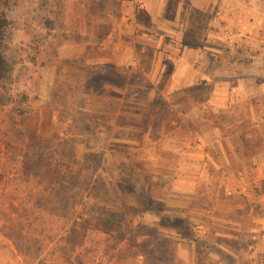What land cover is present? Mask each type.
I'll list each match as a JSON object with an SVG mask.
<instances>
[{"label":"rangeland","instance_id":"1","mask_svg":"<svg viewBox=\"0 0 264 264\" xmlns=\"http://www.w3.org/2000/svg\"><path fill=\"white\" fill-rule=\"evenodd\" d=\"M165 1L156 20L146 13H160L163 0H0L11 67L0 89V264H180L187 252L197 264H264L261 234L224 242L201 233L216 194L244 167L239 137L250 133L256 145L264 127L250 129V106L221 121L223 113L191 114L182 96L163 92L182 53L173 46V0ZM153 24L159 32L143 30ZM195 37L204 35H185ZM243 53L221 54L229 73L243 75L259 54ZM190 91L200 100L206 89ZM22 94L21 109L31 112L17 117ZM251 103L260 112L264 99ZM196 138L208 160L190 158L202 153ZM185 161L200 163L192 173ZM185 185L192 190L179 192ZM119 214L121 226L105 224ZM192 239L209 245L210 256Z\"/></svg>","mask_w":264,"mask_h":264},{"label":"crops","instance_id":"2","mask_svg":"<svg viewBox=\"0 0 264 264\" xmlns=\"http://www.w3.org/2000/svg\"><path fill=\"white\" fill-rule=\"evenodd\" d=\"M163 1L160 13L146 14L156 20L165 18L163 9L166 1ZM154 24L144 26L143 30L156 32ZM172 32L175 40L173 46L179 47L182 53L179 59L173 60V73L169 76L163 92L167 89L171 98L176 93L178 97L182 96L192 105L191 114H195L197 110L200 111L199 115L223 113L221 121L228 118L225 113L231 108L237 106L240 111L241 104L245 108L250 106V129L263 128L264 103L259 112L258 106L251 101L259 96L264 99V70H257L259 62L264 60V0H173ZM187 34H203L204 37L201 40L195 37L194 41L187 42ZM254 48L259 54L249 57L252 59H249V70L246 69L239 76L227 71L226 61L221 54L225 51L233 55L244 54V51L248 53ZM233 68L236 72L239 69L238 64L234 63ZM163 74L164 71L161 72V78ZM193 87L206 89L203 98L198 100L194 97L190 91ZM201 120L204 121L203 118ZM262 144L261 152L251 156L245 154L239 137V152L235 156L238 161H242L244 167H239L230 174L232 187L227 185L223 193L216 194V206L202 223L201 233L204 237H213L224 242L244 239L255 241L260 234L264 238V232L260 233L264 231V218L259 219L256 213L258 202H261L260 210L264 209V140ZM192 145L202 153L190 158L199 161L200 158L209 159L205 153L203 138H196ZM199 161H185L191 167L186 170L192 173L196 171L194 166ZM180 177L179 180L184 181L189 175L184 173ZM190 188L185 185L178 190L189 193L192 190ZM179 263L197 264V257L190 252L182 253Z\"/></svg>","mask_w":264,"mask_h":264},{"label":"trees","instance_id":"3","mask_svg":"<svg viewBox=\"0 0 264 264\" xmlns=\"http://www.w3.org/2000/svg\"><path fill=\"white\" fill-rule=\"evenodd\" d=\"M8 24H9V19H8L7 13H6V11H4L3 6L1 5L0 6V89H1V86L4 87V83L10 78V73H11L10 64H9L8 60L5 58V56L3 54V51H2L3 42L5 40ZM121 74L122 73H119V75L116 74V73H113V77L115 76L116 78L119 79V81H122L123 75L120 76ZM102 76L105 77V80L107 79L106 75H102ZM111 77H112V75H111ZM118 87L121 88L120 85H118ZM18 97H20L22 100H20V105H19V103L17 104L19 106H17L16 110H15V113H16L17 117L21 116L20 112H23L26 115L29 114L31 111H27V110L30 107H27V109L25 108L26 109L25 111L21 109V108H24V106H26V105H24L25 102H23V101L26 100V102H27L28 101V96L22 94V95H18ZM6 103L7 102H5V99L3 97H0V104L5 106ZM12 103H15V102L12 101ZM12 121L14 123V120H12ZM13 123H11V125ZM16 124L13 125L12 128L16 132H18L19 129H16ZM16 136H20V133L18 132ZM33 136H35V138L37 137L36 135H33ZM240 138H241V141L243 143V148H244L245 152L248 153L251 150V152L248 153V155H251V156L256 155L259 152H261V150L263 149V144L262 143H263L264 139H257L256 145H254L253 144L254 136L252 134L247 133L246 135H241ZM41 141L44 142V139H42L41 137L36 138L35 145L40 147L41 145H39V144L40 143L42 144ZM15 145H16V143H14L13 141H10L9 143H7V146L9 147L10 151L12 152V154H15L14 153V151L16 149ZM252 149H257V151L252 153ZM42 150L44 151L45 149H42ZM9 159L13 163H16V161H17V157L13 156V155H11L9 157ZM123 220H124L123 215H120V214L119 215H114V216L110 217L106 221L107 223H105V224L106 225L113 224V226H115V225L121 226V224H123ZM193 242L195 243V245L197 247V251L199 253L203 252L206 255V257L210 256V254L212 253V248L209 245H206L205 243H203L199 239H194ZM199 262H200V258H199Z\"/></svg>","mask_w":264,"mask_h":264}]
</instances>
